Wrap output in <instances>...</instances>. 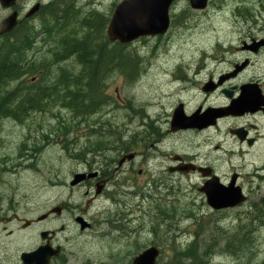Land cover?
Returning <instances> with one entry per match:
<instances>
[{"label": "rangeland", "instance_id": "rangeland-1", "mask_svg": "<svg viewBox=\"0 0 264 264\" xmlns=\"http://www.w3.org/2000/svg\"><path fill=\"white\" fill-rule=\"evenodd\" d=\"M52 1L60 2L58 5L64 4L63 7L72 3L74 6L67 7V9L71 10L74 18L65 27L66 32L41 34L44 25H47L46 22L43 25L39 17L28 22L24 20V15L35 3L46 5ZM120 1L122 0H18L15 9L20 12V23L24 27L32 26L34 36H38V39L34 47L26 51L22 57L23 62H31L33 74L25 75L17 82L16 88L26 89L39 83L55 80L59 67L67 69L72 66L76 67L73 60L61 62L58 65L52 63L51 50H56V45L60 41L59 36L73 34L79 38L86 34L87 31L83 26L85 16L93 14L94 11L108 17L105 19L107 23V19L110 18ZM224 1L210 0L209 7L205 11L196 12L189 8L187 0H176L169 9L171 23L166 35L161 38L143 37L124 45L125 52H131L139 59L136 73L131 78L117 72L107 75L101 93L107 99V104L99 113L76 117L71 111L55 105L50 111L44 108L42 111L30 113L20 123L7 121L3 124L0 120V203L9 199L21 205L22 201L27 200L32 205L41 204L45 199L55 200L59 197L60 191L65 190L60 187L63 180L65 178L68 180L70 172L79 168L81 164L83 165V160L81 157L78 159V155L83 153L82 158L92 162L95 157L96 161L103 159V156L110 150L108 148L118 143L115 138L111 139L114 135H111L112 133H120L119 142L138 143L151 142L152 138H147V131L150 130L144 127L145 124L154 126L158 122L161 130L164 131L167 113L172 104L179 96L185 95V93L178 94L177 87L173 86L171 80L172 73L174 76L173 69L181 62L188 65L193 63L200 50L212 46L217 39H223L225 30H233L232 22H224L223 15H228L233 5L241 0ZM220 6L227 8L220 11ZM10 13L11 10H4L0 7V25ZM104 41L101 39L100 43ZM106 49L110 51L111 44L110 48L106 47ZM110 54H108L109 59H111ZM106 61L104 64H108ZM49 69L51 73L48 76ZM72 70L76 71V69ZM252 71L258 75L259 68L255 67ZM14 87L15 85H12L8 90ZM187 96L190 94L180 98L185 99ZM64 127L67 128L65 134H63ZM207 136L211 137V133ZM194 137L190 134H182L173 138L164 137L163 148L170 153L175 151L178 154L200 152L206 157L202 161L212 163L218 176L228 177L232 173L241 174L243 179L241 178L240 186H244L248 193V202L238 210L227 212L222 218L220 216L221 219L218 222L215 215L191 210L193 201L197 204L201 202V197L196 191V188L201 186L200 180L197 177H176L173 185L174 196L168 205L171 212L174 210L175 219L172 221L174 226L164 228L162 224L157 223L156 235L153 236L149 232L151 225L148 226L146 223L148 217H154V215L147 213L143 220L144 227L141 231L143 234L139 239H131L130 244H125L128 236L121 238L120 235L110 236L108 234L106 240L101 238L96 240V235L107 232L105 230H99L97 234L87 233L85 236L73 239L72 242L70 240L73 246L70 250L75 256L69 264H130L131 258L140 253V250L152 240L161 241L159 243L161 255L157 259L159 264H179L178 254L185 251L193 240L197 244L192 248L193 254L202 252L204 248L206 250L205 257L207 258L204 259L206 261L204 264H264V225L260 223L262 218L264 220V212L257 213L258 206L255 207V204H258L264 197V180L259 187H256L259 181L250 182L247 173L251 172L252 167L248 162L253 161V158L247 155L244 158L247 163L243 166L242 160L237 156L229 159V155L237 150L230 149L231 138L226 133H222L218 137V143L213 144L209 143L206 137L201 139ZM263 143L264 141L261 143V149ZM219 144L224 150L215 149ZM259 151L263 153L262 150ZM19 154L22 157L19 158ZM8 157L15 161L6 162ZM261 159L260 155L258 160ZM254 162H258L257 159H254ZM240 168H243L242 171ZM134 182L135 180L129 181L131 184ZM148 184L150 187L147 190L151 191L152 182ZM118 189L134 188L120 182ZM137 189L141 190L139 182ZM248 205L251 206L250 210ZM251 214L259 215L258 218L252 219ZM39 215L40 212L37 216ZM28 216L31 214H27L26 217ZM244 225L247 226L244 228L245 231L251 229L250 237L245 243L248 245L247 249L242 253L233 252V248L230 252L227 251L225 249L227 238ZM200 228L204 229L203 234ZM198 231L200 234L196 238L194 235ZM36 241L35 238L32 239L29 246L36 244ZM107 245H111L112 248ZM113 249H116V252L121 251L124 256L106 261L105 255ZM127 254L129 256H126ZM183 263L186 261L184 260Z\"/></svg>", "mask_w": 264, "mask_h": 264}, {"label": "flooded vegetation", "instance_id": "flooded-vegetation-1", "mask_svg": "<svg viewBox=\"0 0 264 264\" xmlns=\"http://www.w3.org/2000/svg\"><path fill=\"white\" fill-rule=\"evenodd\" d=\"M58 3L60 2L52 1L46 5L35 3L34 5H40L39 9L31 17H24V20L31 22L39 17L44 7L56 6ZM209 3L210 0L207 8ZM72 6L74 5L70 3L67 7ZM219 8H221L220 11H224L227 7ZM95 18L108 17L94 11L93 14L85 16L84 21L93 25L92 20ZM223 19L224 22H232L233 30H225L223 39H217L212 46L200 50L193 63L188 65L181 62L173 69L174 76L173 73L171 74L173 86L177 87L178 94L185 93V95L179 96L172 104L167 113L164 131L161 130L158 122L154 126L145 124L144 127L150 130L147 132L148 139L152 138L151 142H118L114 143L112 148H108L109 154L104 155L103 159L96 161L95 157L93 162L91 160L89 162L81 158L83 165L72 170L68 180L67 178L63 180L60 187L65 190L60 191L59 197L55 200L45 199L41 204L32 205L27 200L22 201L21 205L9 199L1 201L0 264H24L21 255L32 253L39 247H45L44 252L49 258V264H69L75 256L70 250L73 248L72 240L85 236L87 233L97 234L99 230L107 232L97 234L96 240L99 238L106 240L108 234L120 235L121 238L128 236L125 244H130L131 239H139L143 234L141 233L144 227L143 220L147 213H153L155 217H148L146 224L151 225V229H154L157 223L162 224L164 228H170L174 226L172 221L175 217L174 210L171 212L168 205L174 196L173 185L177 178L197 177L202 186L215 177L219 184L227 186L231 178L236 177L235 186L241 188L246 200L233 209L211 210L204 194L199 191L201 186L196 188L201 202L197 204L193 201L192 212L210 213L216 216L218 222L225 213L238 210L248 202V193L244 186H240V181L243 179L241 174L218 176L212 163L202 161L206 157L200 152L178 154L175 151L170 153L163 148L164 137L173 138L190 134L197 139L206 137V140L213 144L218 143V137L222 133H226L231 138L230 149L237 150L229 155V159L237 156L242 160L243 166L247 163L244 158L249 155L253 158V161L248 162L252 167L251 172L247 173L250 182L259 181L260 183L256 185L259 187L264 180V143L262 149L260 148L264 141V0L236 2L229 10V14L223 15ZM40 33L45 34V32ZM3 36L4 34H0V38ZM89 36L87 32V37ZM90 38L93 40V33ZM37 39L38 36L30 39L31 48L34 47ZM104 40L106 47L110 48V41L106 37ZM109 63L104 64L105 67H108ZM255 67L259 68L258 75L252 71ZM246 87L248 90H253L260 100L254 111L215 119L211 126L200 130L171 131V118L176 111L185 117H191L228 108L231 102L240 96L241 88L246 89ZM188 93L190 96L187 98H180ZM13 118L14 113L0 117L3 124L7 121L15 122ZM210 133L211 137L207 136ZM215 149L224 150L221 144ZM92 152L95 151L92 150ZM79 155L83 156V153ZM260 155L262 159L259 161ZM18 157L22 155L19 154ZM254 159L258 162H254ZM14 161L10 157L6 160L10 163ZM182 165L192 166L194 169L189 173L176 171ZM231 168L233 169V166ZM242 169L240 168V171ZM76 174H84L86 178L77 185L71 186V179ZM203 174L208 176L205 177ZM130 180L135 182L131 184ZM120 182L134 189L120 190L118 189ZM138 182L141 190L137 189ZM149 182H152L151 191L147 190L150 187ZM36 209L40 210L39 216ZM248 209L250 210L251 206L248 205ZM27 214L31 216L26 217ZM260 223L264 225V220ZM34 238L37 240L36 244L29 246ZM148 246L159 248V255H161L159 245L150 241L146 247ZM107 247L112 248L111 245ZM81 248L85 249L84 246ZM118 252L116 249L109 250L105 260L120 258L122 252Z\"/></svg>", "mask_w": 264, "mask_h": 264}, {"label": "trees", "instance_id": "trees-1", "mask_svg": "<svg viewBox=\"0 0 264 264\" xmlns=\"http://www.w3.org/2000/svg\"><path fill=\"white\" fill-rule=\"evenodd\" d=\"M63 6L64 4L48 5L41 11L39 18H41L43 25L45 22L47 24L44 25L42 30L45 34L66 32L65 27L70 24V20L74 17L71 10L67 9V6ZM92 21L93 25L88 21L82 22L84 28L90 34L89 37H87V33L83 35L85 37L81 36L79 38L73 36V34L59 36L60 41L56 45V50H51V61L54 65L73 60L76 67L72 66L70 69L59 67L55 80L43 84L39 83L26 89L16 88V84L25 75L33 74L31 62H23L22 57L26 51L31 49L30 39L34 36V29L32 26L24 27L19 23L11 34L2 37L0 43V117L14 113L13 120L20 123L30 113L42 111L44 108L50 111L55 105L71 111L76 117L94 115L101 111L102 107L107 104V99L101 94L107 75L117 72L131 78L136 73L139 59L135 54L125 52L124 46L118 43H112L110 51L106 49L104 41L105 19L95 18ZM92 33L93 40L90 38ZM101 39L104 43H100ZM109 53H111V59L108 58ZM105 60H107V63L110 62V66L107 67L108 70L104 65ZM72 69H76V71L74 72ZM50 70L48 76L51 73ZM12 85H15V87L8 90ZM63 130V134L67 133L66 127ZM111 135H113L111 139L114 140L115 138V141H120V133L116 132ZM79 157L82 158L78 155V159H80ZM256 206H258L256 212L263 213L264 199L255 204ZM258 215H253V218H258ZM246 227L242 226L234 234L229 235L225 245L227 251L230 252V249L233 248V252L242 253L247 249L248 245L245 243H247L246 241L250 236L249 230H244ZM157 228L154 227L149 232L155 236ZM200 230L203 234L204 229L200 228ZM199 234L200 231L195 233L194 237L198 238ZM152 241L157 245L161 243V241ZM193 245H197L195 240L186 247L185 251H178L182 252L178 254L180 257L178 259L179 264L206 263L204 260L207 258L205 257V248L202 252L193 254ZM184 260L186 263H183Z\"/></svg>", "mask_w": 264, "mask_h": 264}, {"label": "water", "instance_id": "water-1", "mask_svg": "<svg viewBox=\"0 0 264 264\" xmlns=\"http://www.w3.org/2000/svg\"><path fill=\"white\" fill-rule=\"evenodd\" d=\"M176 0H122L114 8L110 21L106 28V34L111 42H118L127 45L142 37L163 36L169 29V8ZM189 7L194 11H203L208 0H187ZM16 5V0H0V6L3 9H10ZM39 5L36 4L26 15L31 17L37 10ZM18 14L13 11L1 23L0 34L11 32L17 25ZM259 98L253 90L241 88L240 96L232 101L231 105L226 109L208 111L204 115H193L185 117L176 111L171 119V131L187 130V129H204L211 126L215 119L229 116L241 115L243 113L254 111L259 103ZM194 169L192 166L182 165L176 169L181 173H188ZM205 177L208 174H203ZM86 176L84 174H76L71 186L77 185ZM236 177L231 178L227 186L218 183L217 178L206 181L199 189L204 194L208 207L214 211L222 209H232L245 201V196L241 188L235 186ZM80 221V220H79ZM43 236V235H42ZM45 247H39L32 253H24L21 259L24 264H49V258L44 252ZM159 255L158 248L152 246L140 254L132 261V264H158L157 257Z\"/></svg>", "mask_w": 264, "mask_h": 264}, {"label": "bare ground", "instance_id": "bare-ground-1", "mask_svg": "<svg viewBox=\"0 0 264 264\" xmlns=\"http://www.w3.org/2000/svg\"><path fill=\"white\" fill-rule=\"evenodd\" d=\"M6 53H7V52H6ZM9 54H10V53H9ZM10 55H11V54H10ZM19 57H20V56H19ZM50 67H51V65H50ZM10 100H11V99H10ZM93 113H94V112H93ZM91 114H92V113H91ZM0 116H1V115H0ZM8 116H9V115H8ZM52 144H53V143H52ZM69 158H70V157H69ZM259 176H261V175H259ZM256 179H257V177H256ZM257 213H258V212H257ZM251 215H253V214H251ZM254 215H255V214H254ZM251 217H252V216H251ZM263 217H264V216H263ZM252 218H253V217H252ZM248 219H249V218H248ZM254 219H255V218H254ZM249 220H250V219H249ZM249 220H248V221H249ZM262 220H263V218H262ZM249 222H250V221H249ZM244 223H245V222H244ZM242 225H243V224H242ZM245 225H246V223H245ZM245 225H244V226H245ZM248 225H250V223H249ZM257 227H258V226H257ZM240 229H241V228H240ZM242 229H243V228H242ZM248 229H249V228H248ZM246 230H247V229H246ZM252 230H253V229H252ZM254 230H255V229H254ZM249 231H250V229H249ZM218 232H219V231H218ZM254 232H255V231H254ZM248 233H249V232H248ZM131 234H132V233H131ZM219 234H220V233H219ZM219 234H218V235H219ZM222 234H223V233H222ZM137 235H138V234H137ZM226 241H227V240H226ZM171 242H172V241H171ZM193 246H194V245H193Z\"/></svg>", "mask_w": 264, "mask_h": 264}]
</instances>
